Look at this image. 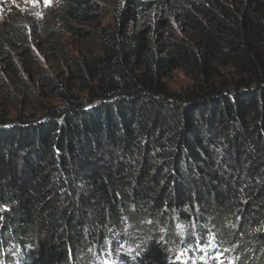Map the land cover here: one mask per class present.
I'll list each match as a JSON object with an SVG mask.
<instances>
[{
	"label": "trees",
	"instance_id": "16d2710c",
	"mask_svg": "<svg viewBox=\"0 0 264 264\" xmlns=\"http://www.w3.org/2000/svg\"><path fill=\"white\" fill-rule=\"evenodd\" d=\"M53 14L98 52L69 59L62 104L0 112V264H264V0H59ZM35 27L51 54L54 26L1 24L0 86L38 64Z\"/></svg>",
	"mask_w": 264,
	"mask_h": 264
},
{
	"label": "rangeland",
	"instance_id": "374dc122",
	"mask_svg": "<svg viewBox=\"0 0 264 264\" xmlns=\"http://www.w3.org/2000/svg\"><path fill=\"white\" fill-rule=\"evenodd\" d=\"M59 0H50L46 6L44 0H0V26L7 16L20 17L25 24L45 23L54 26L58 31L59 45L48 54L45 38L41 37L35 27L31 33L33 51L38 57V64L30 69L29 74L23 79H16L15 83L7 81L5 87L0 86V112L8 113L7 119L14 121L18 115L41 114L45 106H58L63 103V98L55 91V83L68 84L72 89L75 84L69 80V74L74 72V63L69 59L83 53L98 52V43L93 36H72L60 28L59 22L54 18L53 11ZM110 7L99 13L97 19L87 25V30L98 27L111 20ZM9 14V15H8ZM58 23V24H57ZM39 39V40H38ZM43 40L42 45L37 42ZM49 44V41H47ZM52 76V81L49 76ZM169 89L172 92H180L191 86V81L183 72L176 70L168 79ZM74 93V92H73ZM104 264H111L105 262Z\"/></svg>",
	"mask_w": 264,
	"mask_h": 264
},
{
	"label": "snow or ice",
	"instance_id": "6c2138e0",
	"mask_svg": "<svg viewBox=\"0 0 264 264\" xmlns=\"http://www.w3.org/2000/svg\"><path fill=\"white\" fill-rule=\"evenodd\" d=\"M35 2V0H34ZM50 0H44V4L47 6L49 4Z\"/></svg>",
	"mask_w": 264,
	"mask_h": 264
}]
</instances>
